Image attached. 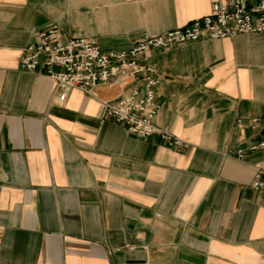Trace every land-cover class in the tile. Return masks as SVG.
<instances>
[{
	"label": "crops",
	"instance_id": "0c3cea01",
	"mask_svg": "<svg viewBox=\"0 0 264 264\" xmlns=\"http://www.w3.org/2000/svg\"><path fill=\"white\" fill-rule=\"evenodd\" d=\"M209 11L210 0H0V264H264V189L252 187L264 149L249 150L264 136V34L149 52L153 122L180 151L108 118L105 103L139 83L60 102L42 65L19 68L51 25L63 42L122 51Z\"/></svg>",
	"mask_w": 264,
	"mask_h": 264
},
{
	"label": "built area",
	"instance_id": "2783aa9c",
	"mask_svg": "<svg viewBox=\"0 0 264 264\" xmlns=\"http://www.w3.org/2000/svg\"><path fill=\"white\" fill-rule=\"evenodd\" d=\"M239 34H264V0H210L208 14L183 27L159 34L140 32L132 46L122 51L103 52L94 40L85 37L61 41L56 25L36 35L22 50L19 68L35 71L42 65L54 82V97L63 102L69 91L89 94L99 84L123 85L127 80L139 83L112 103H105L110 120L138 138L155 137L165 147L180 151L188 144L161 130L154 122V89L159 77L148 62L151 50L168 49L201 40L230 39ZM257 119L250 120L252 128ZM237 125L240 126L239 121ZM264 149V136L249 146L250 151ZM243 156L238 149L236 157ZM254 189H264V173L252 180Z\"/></svg>",
	"mask_w": 264,
	"mask_h": 264
}]
</instances>
